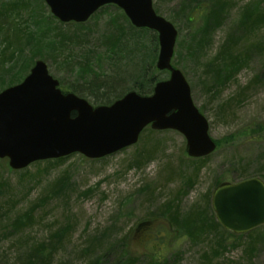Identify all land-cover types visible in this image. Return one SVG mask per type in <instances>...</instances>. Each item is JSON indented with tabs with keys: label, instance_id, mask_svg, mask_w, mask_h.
I'll return each instance as SVG.
<instances>
[{
	"label": "rangeland",
	"instance_id": "rangeland-1",
	"mask_svg": "<svg viewBox=\"0 0 264 264\" xmlns=\"http://www.w3.org/2000/svg\"><path fill=\"white\" fill-rule=\"evenodd\" d=\"M152 3L178 32L171 63L217 149L193 163L181 133L148 128L137 144L100 159L75 153L19 171L0 159V264H24L33 248V264H125L114 243L146 219L156 239L128 240L137 264H146L143 255H158L160 264H264V228L252 242L219 224L220 231L198 229L202 219L217 222L215 181L264 180V20L251 30L247 20L257 7L264 13V0ZM158 49L157 33L135 28L115 5L76 24L60 23L43 0H0V91L42 60L63 92L108 105L151 76L169 78L156 68ZM176 194L181 216L195 214L192 234L176 229L161 207Z\"/></svg>",
	"mask_w": 264,
	"mask_h": 264
},
{
	"label": "water",
	"instance_id": "water-1",
	"mask_svg": "<svg viewBox=\"0 0 264 264\" xmlns=\"http://www.w3.org/2000/svg\"><path fill=\"white\" fill-rule=\"evenodd\" d=\"M44 1L61 22H84L102 5L116 4L135 27L158 32L156 67L169 70L170 77L158 81L150 95L129 91L110 105L93 107L72 92L62 93L46 64L36 60L21 83L0 91V158L7 157L12 169L74 152L101 158L136 143L148 125L183 134L189 157L215 150L206 118L194 105L183 74L171 64L177 31L156 14L151 0ZM211 204L225 229L245 233L264 224V181L222 182L213 189Z\"/></svg>",
	"mask_w": 264,
	"mask_h": 264
},
{
	"label": "trees",
	"instance_id": "trees-1",
	"mask_svg": "<svg viewBox=\"0 0 264 264\" xmlns=\"http://www.w3.org/2000/svg\"><path fill=\"white\" fill-rule=\"evenodd\" d=\"M257 9H258V7H257ZM257 9H253L252 12L250 13L249 17L247 18L249 30H251L255 25H257L258 22L261 23L264 20V16H263L264 13L259 12L260 10H257ZM213 10H214V5L211 8V13L213 12ZM212 17H213V14H212ZM212 22H213V20H212ZM229 45H230V41H226L225 45L222 46L223 51L226 52ZM14 54H15V51H12L10 53V58H9L10 60L14 59ZM155 83H156L155 76H151L149 79L148 85H146V83L144 82V83H142V85L134 87V89H136L138 92H140L141 94H144V95L150 94L152 92V89H153V86ZM99 89H100L99 87H95L93 89V93L97 94ZM104 89H109V87L108 88L104 87ZM94 94H92V95H94ZM98 96L99 95H94V97L96 98V101H102V100H103L102 102L106 101V99H102V98L99 99ZM146 131H148V130H146ZM149 133L152 134L151 131H149ZM217 145H218V143H217ZM64 159L65 158H59V159H55V160H46L43 162H37V163H35V165L38 166L40 164H44V165L58 164V163L62 162ZM198 161H202V163L204 162L203 159L193 160L192 162L198 163ZM200 167H201V165L199 166V169H200ZM26 171L27 170H24L23 172H26ZM194 175L196 177V172L193 169L192 175L188 176V178H187V181L189 184H191V182L193 180L192 176H194ZM217 183H218L217 181L214 182L215 185ZM177 198H180V196H177V194H176V196L173 199L167 201L166 203L161 205V207L166 210L167 219L170 220L171 223L173 225H175V227H177L176 229H180L179 225H182L184 228H186V231L188 233L192 234V231L190 230V229H192V228H190V220L192 219V216L195 214L191 213V214H187L185 216H181L179 204L176 201ZM147 220L148 219H146V221H144L142 223H138L135 228H131L127 233H125L122 237H120L117 240L116 244L114 243V246L117 249H120V251H119L120 256L124 258L125 264H137V261H138V259L136 257L131 256V254L129 253L128 240L130 238H133L137 242L141 241L142 243L154 242V240L156 239L155 238L156 235L152 234V228H151L152 223H150V220L149 221H147ZM205 225L209 226L215 230L220 231L218 223L215 222L212 218L209 220V222L202 219L200 224L198 225V227H199L198 229L200 231L201 230L203 231L205 228H207ZM14 226L17 227L16 224H14ZM262 228H264V225L252 230L251 232H249L247 234L239 235V236H241L243 238L247 237L249 239V241L252 242V241L256 240L255 238H257L259 236V231ZM228 233H230V232H228ZM219 234H222V233L219 232ZM230 234L232 235V233H230ZM151 235H153V236H151ZM232 236L236 237L235 235H232ZM162 247H158V250L160 249V252H161ZM107 250L108 249H106V251ZM149 252L155 253V252H152L151 250H149ZM35 254H36V249L33 248V250H31V253L26 255L27 257L23 263L25 264V262L27 261L28 264H33V262H34L33 255H35ZM143 256H144L143 258L145 259L146 264H160V259H159L158 255H155L152 257L146 256V255H143Z\"/></svg>",
	"mask_w": 264,
	"mask_h": 264
},
{
	"label": "bare ground",
	"instance_id": "bare-ground-1",
	"mask_svg": "<svg viewBox=\"0 0 264 264\" xmlns=\"http://www.w3.org/2000/svg\"><path fill=\"white\" fill-rule=\"evenodd\" d=\"M103 6H105V4L104 5H102L101 7H103ZM213 20V19H212ZM213 24V22H211V24L210 25H212ZM259 24V22L257 23V25ZM208 28V27H207ZM215 28L213 27L210 31H208L207 29H206V32H205V35H206V37L207 36H209V34L211 33V31L212 30H214Z\"/></svg>",
	"mask_w": 264,
	"mask_h": 264
}]
</instances>
